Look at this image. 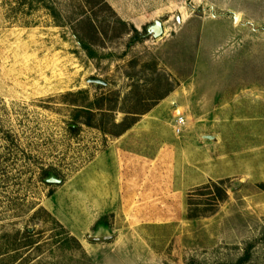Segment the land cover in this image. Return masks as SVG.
I'll use <instances>...</instances> for the list:
<instances>
[{
    "label": "rangeland",
    "instance_id": "1",
    "mask_svg": "<svg viewBox=\"0 0 264 264\" xmlns=\"http://www.w3.org/2000/svg\"><path fill=\"white\" fill-rule=\"evenodd\" d=\"M0 264H264V0H0Z\"/></svg>",
    "mask_w": 264,
    "mask_h": 264
},
{
    "label": "crops",
    "instance_id": "2",
    "mask_svg": "<svg viewBox=\"0 0 264 264\" xmlns=\"http://www.w3.org/2000/svg\"><path fill=\"white\" fill-rule=\"evenodd\" d=\"M220 29H218L216 26L215 27H211L210 26V28L208 29V31H209V35H208V38L206 39V40H203L202 39V37H201V40H200V42H201V47H200V49L202 48V42H205V43H207V47H208V49H209V51L208 52H211V50L212 49H215V47H216V43H217V37H218V35H217V32L219 31ZM229 31H233L232 29H228ZM235 31H241L240 29H235ZM243 31V30H242ZM201 53H202V50H200V55H201Z\"/></svg>",
    "mask_w": 264,
    "mask_h": 264
},
{
    "label": "water",
    "instance_id": "3",
    "mask_svg": "<svg viewBox=\"0 0 264 264\" xmlns=\"http://www.w3.org/2000/svg\"><path fill=\"white\" fill-rule=\"evenodd\" d=\"M151 30H153V35L155 37H159L163 34L164 32V26H163V22L161 20H156L152 26L150 27ZM90 81H97V82H102L101 79L99 78H92ZM47 181L49 182H60L61 178H56V177H48Z\"/></svg>",
    "mask_w": 264,
    "mask_h": 264
},
{
    "label": "trees",
    "instance_id": "4",
    "mask_svg": "<svg viewBox=\"0 0 264 264\" xmlns=\"http://www.w3.org/2000/svg\"><path fill=\"white\" fill-rule=\"evenodd\" d=\"M51 8V7H50ZM53 8V7H52ZM52 10H54V9H52ZM134 30H136V32H137V28L136 27H134ZM113 125L114 126H121V128H120V130H118V131H114V132H111V131H109V133L111 132V133H113V134H115V135H120V134H122L126 129H128L131 125H129V124H127V125H124L123 123H118V122H114L113 123ZM76 240L79 242V240L76 238Z\"/></svg>",
    "mask_w": 264,
    "mask_h": 264
},
{
    "label": "built area",
    "instance_id": "5",
    "mask_svg": "<svg viewBox=\"0 0 264 264\" xmlns=\"http://www.w3.org/2000/svg\"><path fill=\"white\" fill-rule=\"evenodd\" d=\"M185 123H186L185 116H183L182 114L178 115L177 121H176L177 130L181 131Z\"/></svg>",
    "mask_w": 264,
    "mask_h": 264
},
{
    "label": "bare ground",
    "instance_id": "6",
    "mask_svg": "<svg viewBox=\"0 0 264 264\" xmlns=\"http://www.w3.org/2000/svg\"><path fill=\"white\" fill-rule=\"evenodd\" d=\"M181 113H177V116L180 115Z\"/></svg>",
    "mask_w": 264,
    "mask_h": 264
}]
</instances>
